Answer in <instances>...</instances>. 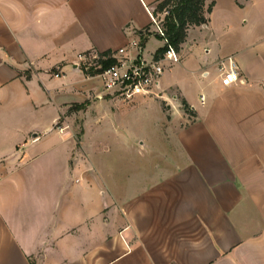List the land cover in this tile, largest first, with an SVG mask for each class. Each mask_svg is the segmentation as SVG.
Here are the masks:
<instances>
[{"label":"crops","instance_id":"1","mask_svg":"<svg viewBox=\"0 0 264 264\" xmlns=\"http://www.w3.org/2000/svg\"><path fill=\"white\" fill-rule=\"evenodd\" d=\"M154 1L0 0V264H264V0H207L162 77L167 112L104 99L74 65L137 39ZM83 103L104 110L100 168L87 116L79 143L67 115Z\"/></svg>","mask_w":264,"mask_h":264},{"label":"built area","instance_id":"2","mask_svg":"<svg viewBox=\"0 0 264 264\" xmlns=\"http://www.w3.org/2000/svg\"><path fill=\"white\" fill-rule=\"evenodd\" d=\"M151 27L140 30L136 33L135 40L127 46L111 51L110 54L98 52H87L79 54L74 65L82 72H98L91 76L101 81L102 88L106 95L134 101L138 97L163 98V91L160 89L161 80L166 71L179 64L181 58L179 53L170 46L164 28V19L168 15L165 10L155 14L149 10ZM163 15V18L160 16ZM159 37L167 47L165 53L159 59L146 60L143 57L142 42L148 37ZM110 59L116 63L103 69V63ZM58 77V75H56ZM221 82L225 87H231L240 82L239 67L237 63L229 59L228 66H221ZM204 103L205 98L201 96Z\"/></svg>","mask_w":264,"mask_h":264},{"label":"trees","instance_id":"3","mask_svg":"<svg viewBox=\"0 0 264 264\" xmlns=\"http://www.w3.org/2000/svg\"><path fill=\"white\" fill-rule=\"evenodd\" d=\"M207 0H160L156 8L155 14L162 13L167 10L168 15L164 19V28L166 31L167 40L177 52L181 50V45L185 42L188 30L192 26H202L209 22V15L212 13L214 3L206 7ZM167 47L160 49L155 56L159 59L166 51ZM111 51L104 54H110ZM116 60L110 59L103 63V69L113 66ZM86 75L94 76L98 72ZM184 110L191 112L189 105L183 101ZM82 109V108H80Z\"/></svg>","mask_w":264,"mask_h":264},{"label":"rangeland","instance_id":"4","mask_svg":"<svg viewBox=\"0 0 264 264\" xmlns=\"http://www.w3.org/2000/svg\"><path fill=\"white\" fill-rule=\"evenodd\" d=\"M218 1H220L222 5H228V2H229L228 0H218ZM159 3H160V0H155L154 1V5L151 8V10L152 11H156V8L159 5ZM163 17H164L163 15L160 16V18H163ZM87 76H89V75H87ZM89 77H91V76H89ZM96 82H97V80H96ZM98 84H99V82L95 83V85H98ZM97 90H98V92L102 91L104 93L102 87H99ZM192 91H193V95H196V93H197V95L199 96V94H200V92H199L200 89L199 88L194 89ZM104 94L106 95V93H104ZM105 95L103 96L104 99H110V97H113V96H110V95H108V97H107ZM170 95L174 96L175 93H171ZM96 98H99V97L96 96ZM114 98H116V97H114ZM144 98H147V97H144ZM151 99L157 100L161 104L163 110L165 112H167V109L169 108L168 105H167L168 101L166 102V101H164V99L157 98V97H153ZM96 100L97 99H94V102H96ZM127 102H129V101H127ZM80 108H82V109H80ZM85 109H86V105L84 103L80 104V105H77V106H73L67 112V115H73L74 113L76 115V119L74 121V124H75V126L77 128L76 140L79 143L82 140V134H83V130L82 129H83V125H84V118H85V116H87V120L89 121V131H90V133H92V132L94 133V134L90 135V138L93 139V141H94L93 142L94 143L93 144V146H94V158H95V162L98 163L99 168H100L102 157H103V151H102V149H103L102 141L103 140H102V134H101L100 130H101V127H102V114L104 113V110L101 107V105H99L97 103L93 104L92 109H90L88 111L87 115L85 114V112H86ZM148 117H150V116H148ZM118 155H119V152L117 150V147H112V152H111V155H110L112 160L113 161H117L118 160ZM134 158H135V156H133L132 159H134ZM119 169H120V167H119Z\"/></svg>","mask_w":264,"mask_h":264}]
</instances>
